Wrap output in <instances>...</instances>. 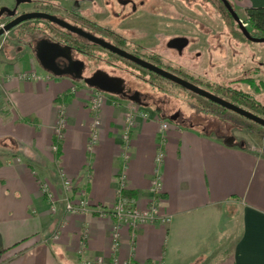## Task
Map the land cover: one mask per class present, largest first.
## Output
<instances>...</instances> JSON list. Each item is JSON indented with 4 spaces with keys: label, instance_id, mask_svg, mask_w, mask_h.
Listing matches in <instances>:
<instances>
[{
    "label": "crops",
    "instance_id": "crops-1",
    "mask_svg": "<svg viewBox=\"0 0 264 264\" xmlns=\"http://www.w3.org/2000/svg\"><path fill=\"white\" fill-rule=\"evenodd\" d=\"M32 70L35 79L18 77ZM0 72V264H112L113 257L118 264H264V145L227 144L200 124L114 95L95 114L94 88L38 74L24 52L0 56ZM61 108L62 138L52 152ZM129 112L134 123L124 161ZM120 172L139 208L148 205L158 173L159 211L170 221L142 224L135 233L121 225L115 251L108 213ZM61 173L105 213L65 212Z\"/></svg>",
    "mask_w": 264,
    "mask_h": 264
},
{
    "label": "flooded vegetation",
    "instance_id": "flooded-vegetation-1",
    "mask_svg": "<svg viewBox=\"0 0 264 264\" xmlns=\"http://www.w3.org/2000/svg\"><path fill=\"white\" fill-rule=\"evenodd\" d=\"M221 7L225 8L229 24L224 33L217 32L215 27L216 11L223 15ZM1 8L5 10L0 15V27L25 14H41L20 21L5 33L10 34V38L15 37L14 49L17 53L27 54L50 77H64L85 84L84 78L103 71L109 77L122 79L121 91L116 95L118 98L165 114L166 111L156 102L160 99L132 86L129 78L115 71L122 68L138 83L149 84L153 88L156 80L174 83L120 55L115 51L117 48L264 119V100L253 97L243 86L257 94L264 91V46L243 56L249 42L256 41L244 36L221 0H4V3L0 2ZM232 23L237 27L230 28ZM246 28L251 36L264 37L253 35L252 30ZM222 36L227 38L225 44L220 42ZM50 46L59 48L60 55L52 58L54 50ZM46 50L52 54L44 55V62L54 70L68 74L56 76L41 65L37 53ZM220 52H224L225 68L237 63L234 73L240 74L237 78H229L223 86L217 85L211 78L216 67V54ZM232 92L245 94L255 106L231 97ZM204 110L210 111L204 108L200 112L205 113ZM166 116L177 118L182 123L200 124L207 130L217 123L215 120L205 123L191 118L186 120L187 117L180 111ZM239 116L264 129L263 125Z\"/></svg>",
    "mask_w": 264,
    "mask_h": 264
},
{
    "label": "rangeland",
    "instance_id": "rangeland-1",
    "mask_svg": "<svg viewBox=\"0 0 264 264\" xmlns=\"http://www.w3.org/2000/svg\"><path fill=\"white\" fill-rule=\"evenodd\" d=\"M2 1L4 3V0H0L1 3ZM228 1L231 3L232 7L239 15L240 19L243 22H245L246 8L250 5L248 0H228ZM217 6H218V2L216 1V7ZM221 11L223 12L222 16L218 14V10L215 13L216 14L215 27L217 32L221 31L222 33H224V31L227 28H229V26L227 27V25L229 24L227 23L228 18L225 14V11L222 10V7H221ZM230 26H231L230 28L233 29L237 27L235 23L234 24L232 23ZM10 37H11L10 34L7 33L0 36V56L12 57L18 55V53L14 49L16 46L15 37L12 38ZM226 39H227L226 37L222 36L220 41L221 44H225ZM261 46H264V42H249V44L243 50V56L245 54L246 55L251 54V52H253L254 49L256 50L260 49ZM223 54L224 52H221V54L217 53L216 67L214 68L213 75H211L212 80L217 85H221V86L228 83L229 78H235V77L237 78L238 76H240L239 72L234 73V68L235 66L238 65L237 63H233V64L231 63L230 66L225 68ZM237 54L239 53L237 52ZM236 57L238 56L236 55ZM31 60L35 65V69L37 73L46 75V73L38 65H36L35 61L33 59ZM115 72L124 75L127 79L129 78L130 82L132 83V86L138 87L142 91H148L151 94H153L155 98L160 99L159 101L156 102L159 103L160 106L166 111V113L164 114L165 116L174 113L176 111H180L183 116L187 117L186 120H189V118H191L193 120L196 119V121H201L203 123L207 122V120L208 121L215 120V122H217L216 125L213 128L209 129V131H211L213 135L226 139L234 137L235 144H239L242 142H247V143L253 142L255 145L258 146L264 145V129H260L254 123L246 119H243L239 115L226 111L225 109L219 108L217 106H208V104L198 96L191 94L187 91H184L180 87L171 84L169 82L156 80L153 88L149 84H142L140 82L138 83V81L129 77L126 74V72L122 70V68L117 69ZM0 75L4 76L2 72H0ZM77 85L86 86L82 82L77 83ZM243 86L244 89L248 90V92H250L253 97L264 100V91L261 90L257 94L256 91L254 92L253 90L247 88L245 85ZM92 92L94 94V91ZM105 94L106 96L110 95L107 93ZM204 108H208L210 109V111L204 110L205 113L200 112L203 111ZM54 141H56L55 133H54ZM51 151L54 152L52 148Z\"/></svg>",
    "mask_w": 264,
    "mask_h": 264
},
{
    "label": "built area",
    "instance_id": "built-area-1",
    "mask_svg": "<svg viewBox=\"0 0 264 264\" xmlns=\"http://www.w3.org/2000/svg\"><path fill=\"white\" fill-rule=\"evenodd\" d=\"M246 26L247 23L243 22ZM20 79H35L37 74L35 71L23 72L18 75ZM106 100V94L103 91L94 89V94L91 97V111L95 112L101 107L103 102ZM147 115L146 113L144 114ZM134 114L129 112L125 118V123L123 126V131L121 134V149L123 160L126 161L129 156L130 146H131V132L133 129ZM94 127L99 125V120L95 118ZM168 127V122L162 121L161 128L166 129ZM63 130V111L60 109V115L58 117L57 124L54 127V133L56 141L52 144V150L57 151V141L62 138ZM96 139V134L92 135V143ZM162 151L158 150L156 155V163L159 164L162 159ZM59 179L61 182V190L64 194V210L67 213H89L96 211L99 214H104V209L97 205L92 206L89 204L87 195L84 190L74 186V183L66 179L64 175L59 174ZM127 181L124 172H120L117 175V185L115 188V202L109 211V215L115 220L112 232V248L117 250L118 240H119V227L121 225H127L135 233L137 228L142 224L151 223L157 220L167 223L170 221V216L162 215L159 211V203L161 200V180L159 174H155L151 180L149 191L151 193V199L148 205L144 208H139L132 196L126 194ZM41 190L45 194L46 198L49 199L52 205V209L55 210V206L52 203L53 197L49 191V186L44 183L41 185ZM82 239V238H81ZM81 244H84V238L81 240ZM113 264H118L116 258L112 259ZM122 264H131L129 260L123 262Z\"/></svg>",
    "mask_w": 264,
    "mask_h": 264
},
{
    "label": "water",
    "instance_id": "water-1",
    "mask_svg": "<svg viewBox=\"0 0 264 264\" xmlns=\"http://www.w3.org/2000/svg\"><path fill=\"white\" fill-rule=\"evenodd\" d=\"M223 2V4L225 5V7L227 8V11L231 14V16L233 17V19L236 21L239 29L242 31V33L244 34V36L251 41H256V42H264V37L261 38H256L253 37L249 34V32L247 31L246 26L243 25L242 20L239 18V16L237 15V13L235 12V10L233 9L232 5L230 4V2L228 0H221ZM5 10V8H1L0 9V15L1 13ZM41 16V14H25L22 16L17 17L16 19H14L13 21L9 22L8 24H6L5 26H1L0 27V36H2L6 31H8L10 28H12L13 26H15L16 24H18L20 21L24 20V19H28V18H32V17H38ZM53 50H54V54H52V58H54V56H58L59 54V48L57 47H53L50 46ZM115 51L117 53H119L120 55H123L129 59H132L134 61H136L137 63L141 64L143 67L150 69L156 73H158L159 75H161L162 77L166 78L167 80H169L170 82L179 85L197 95H200L218 105H220L221 107L228 109L230 111H233L257 124L263 125L264 126V119L257 116L256 114L243 109L242 107L237 106L236 104L208 91L205 90L197 85H194L186 80H183L182 78L166 71L163 70L161 68H158L148 62L142 61L138 58H135L134 56L121 51L117 48H115ZM49 50H46L44 52H38L37 53V58L38 60L41 62V65L48 71L52 72L54 75L56 76H60V75H66L68 74V72L65 71H56L54 70V68L52 66H49L48 64H46L44 62V55L46 54H50ZM77 77V76H76ZM78 78V77H77ZM84 82L85 84L90 87V88H94L100 91H103L107 94L110 95H119L121 88H119V86L121 87L122 84V79L118 78V77H109L105 72L103 71H97L93 74V76L89 77V78H84ZM170 120H175L174 117H170ZM225 142L227 144H231L234 142V137L233 138H229L226 139Z\"/></svg>",
    "mask_w": 264,
    "mask_h": 264
},
{
    "label": "trees",
    "instance_id": "trees-1",
    "mask_svg": "<svg viewBox=\"0 0 264 264\" xmlns=\"http://www.w3.org/2000/svg\"><path fill=\"white\" fill-rule=\"evenodd\" d=\"M249 6L246 8V20L247 27H249L252 30L253 35H264V0H248ZM222 10L225 11V8L222 7ZM66 95H64L62 98H65ZM236 98L237 100H242L247 105L253 107L255 106L253 101H250L245 94H241L238 92H232V96ZM60 100V98H57ZM208 106H217L221 108L218 105L212 104L210 101L204 100ZM60 141V140H59ZM57 141V144L59 143Z\"/></svg>",
    "mask_w": 264,
    "mask_h": 264
}]
</instances>
